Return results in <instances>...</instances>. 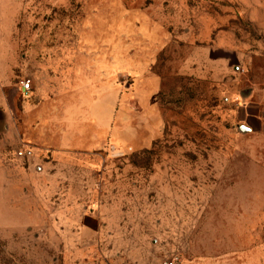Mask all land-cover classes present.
Listing matches in <instances>:
<instances>
[{"label":"rangeland","instance_id":"374dc122","mask_svg":"<svg viewBox=\"0 0 264 264\" xmlns=\"http://www.w3.org/2000/svg\"><path fill=\"white\" fill-rule=\"evenodd\" d=\"M260 1L0 0V98L3 89L45 100L29 112L16 103L30 135L49 104H60L62 122L72 101L85 146L97 134L116 137L60 161L59 189L69 194L53 205L85 225H58L51 251L4 240L22 226L24 201L8 198L0 168V264H165L175 256L180 264H264ZM83 22L96 26L87 31ZM39 47L54 52L53 89L35 66L48 58L31 51ZM68 51L87 52L89 82L70 70L69 87L62 84ZM113 51L121 63L114 55L108 67ZM97 62L104 71L93 70ZM26 80L29 95L20 92ZM8 151L19 164L18 149Z\"/></svg>","mask_w":264,"mask_h":264},{"label":"crops","instance_id":"0c3cea01","mask_svg":"<svg viewBox=\"0 0 264 264\" xmlns=\"http://www.w3.org/2000/svg\"><path fill=\"white\" fill-rule=\"evenodd\" d=\"M112 6H114V4ZM259 6L261 7H259L260 12L264 15V0L260 1ZM262 22V26L264 27V21ZM90 26L93 28V26L95 27L96 25H89V23L85 24V22L82 23V28L84 30H92ZM262 32L264 33V28L262 29ZM31 51L48 56L47 60L43 59V61H38L35 63V66L40 67V71L43 74L40 73L39 75L41 78H44L46 87L53 89L58 86L56 85L58 78H54L51 72L53 67H55V64H53L54 62L51 61L53 60L51 56L54 55L53 50L46 47H39L32 49ZM91 51H94L96 56L104 55L103 50L92 48ZM84 55H87V52H85V54H83V52H67L65 61L66 64L64 68V83H62L65 87H69L68 83L70 80V70L72 71V78L74 74H79L87 78L86 81L89 82L90 78L88 72L90 68L89 63L86 60L87 57ZM108 55L110 56L106 60L108 62V67L111 61L112 63L113 61L115 62L114 55L118 57L121 63L120 52L117 53L116 51H113L112 53H108ZM112 55L113 57H111ZM100 64L101 63L98 64V62L96 63V66L93 68L95 72H98V70L104 71L105 67L103 64ZM95 76L97 75H94L93 77ZM75 77L78 78V75ZM89 84L93 85L94 83L91 82ZM52 89L48 92L49 100L47 103L55 101L50 97L51 93L53 94V92H56V90ZM20 92L23 95L30 94L24 93L21 89ZM251 94L252 93H250L248 97H245L246 100L251 98ZM19 97H17V94H5L2 89V95L0 98V168L8 170L5 173L4 182L2 183L3 187L7 190V196H9L8 198L16 200V198L21 197L24 201V203L21 204L23 206L21 208L17 206L14 200H11V203L16 204L17 206V211H19V214L17 215L20 217L23 215L24 222L22 223V226L12 233L10 236L11 239L2 238L7 242L15 239L14 242H16L17 248L21 251L25 247H28L31 242L34 246L41 247L44 246L45 243L51 251V247L52 249H55L56 245V243L51 240V236H55L58 225H62L60 227H68L71 230L83 228L85 225L84 221L80 217H75L74 212L72 213L71 209H68L67 207H60L58 209L55 205H53V200H56L58 194L60 195L59 198L67 197V194H69V192L59 189L63 182V174H61L62 171H59V168L62 166L60 161L62 159H66L74 152L102 151L105 149L107 141H113L116 137L111 131L107 137L99 140V136L97 134L94 135L95 137L94 139L92 137V139L98 140L99 142L97 141L94 145L89 143L88 146H85L83 144V133H81L79 129L74 128L72 124L74 118V115L71 113L72 101L68 102V104L64 106L66 112L62 122L58 121L60 120V115H57V113L61 110L60 104L57 102L49 104L51 109L48 107V119H46L43 114L40 115L38 117L39 122L38 124L35 123L36 126L34 125L32 128L33 134L30 135V132L27 131L24 126L23 117L21 118L22 121L19 120V108L16 103L20 102L22 109H24L25 112H29L32 109V105L34 110H39L40 107L43 106L45 100L42 97L39 98L38 94H34L32 97L28 96L27 98H25V96ZM261 101L263 103H259L264 104V94ZM244 107L246 116L254 117V115L250 112V102H246ZM260 112L263 113L264 110ZM114 141L116 142V140ZM8 149H18V152H24V158L19 159V164L12 165L14 162H10L11 156ZM28 237H32V240ZM14 242L12 246L15 245ZM19 249H17V251H19ZM49 259L50 256L47 258L48 262ZM44 261H46L45 256H42L41 262ZM55 261L56 259L53 258L52 263H55Z\"/></svg>","mask_w":264,"mask_h":264},{"label":"built area","instance_id":"2783aa9c","mask_svg":"<svg viewBox=\"0 0 264 264\" xmlns=\"http://www.w3.org/2000/svg\"><path fill=\"white\" fill-rule=\"evenodd\" d=\"M20 89L24 93H30L31 89H32L31 81L30 80L22 81L20 83ZM17 157L23 158L24 157V152L23 151L18 152L17 153ZM180 263H181V259L178 256H175V257H173L170 260L165 262V264H180Z\"/></svg>","mask_w":264,"mask_h":264},{"label":"water","instance_id":"95a60500","mask_svg":"<svg viewBox=\"0 0 264 264\" xmlns=\"http://www.w3.org/2000/svg\"><path fill=\"white\" fill-rule=\"evenodd\" d=\"M239 131L243 134L250 133V130L244 126H239Z\"/></svg>","mask_w":264,"mask_h":264}]
</instances>
